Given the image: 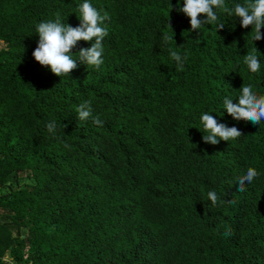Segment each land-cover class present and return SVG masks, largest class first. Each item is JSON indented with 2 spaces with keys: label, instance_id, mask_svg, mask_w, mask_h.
I'll use <instances>...</instances> for the list:
<instances>
[{
  "label": "trees",
  "instance_id": "16d2710c",
  "mask_svg": "<svg viewBox=\"0 0 264 264\" xmlns=\"http://www.w3.org/2000/svg\"><path fill=\"white\" fill-rule=\"evenodd\" d=\"M83 2L0 0V264H264V121L223 112L243 84L264 95V39L222 10V29L191 31L177 0H88L110 16L104 64L58 77L32 57L36 24L77 27ZM84 101L103 126L78 118ZM203 112L241 137L204 143Z\"/></svg>",
  "mask_w": 264,
  "mask_h": 264
},
{
  "label": "clouds",
  "instance_id": "9594fccd",
  "mask_svg": "<svg viewBox=\"0 0 264 264\" xmlns=\"http://www.w3.org/2000/svg\"><path fill=\"white\" fill-rule=\"evenodd\" d=\"M170 9L172 10L171 4ZM218 10H222L234 20L239 19L242 28L251 26L250 33L253 41L264 39V33L261 32V29L264 28V0H242V2L234 3L231 6L226 4V0H183V7H180V0H177L176 5V11L183 13L188 18L190 30L195 32L204 25H215L217 31L222 29L225 24L218 22ZM78 12L79 17L77 18L80 23L77 27L65 23L59 16L54 20L41 21L36 24V33L39 39L32 52V57L41 66H47L52 74L58 77L68 76L71 71L76 69L77 61L87 67L97 69L104 64L103 41L108 35V29L104 22L109 20L110 16L107 12L101 14L88 0H84L79 5ZM169 29L171 30L170 27ZM171 33L173 34L172 30ZM164 39L167 42L169 37L165 36ZM171 39L173 40V36ZM79 41L90 43V47L80 48L73 54L71 50L77 46ZM169 53L177 68L182 70L186 58L175 50L170 49ZM260 56L261 54L255 47L243 56V62L252 73L260 71ZM238 93L235 98L224 97L223 112H226L234 120H245L259 125L261 121H264V95L258 94L251 83L243 84ZM234 99L235 103H233ZM75 110L81 121L91 118L94 124L103 126V121L98 116H93L90 101L82 102ZM199 121L202 125V131H200L202 140L207 144L216 145L220 141L228 142L240 138L242 135L241 129L219 122L209 112H203ZM46 127L50 133L55 134V121H50ZM63 146L70 148L67 143H64ZM259 175L260 173L255 168L249 167L246 174L237 177V191H245L246 184L252 183ZM207 196L214 205L225 202L220 200L214 189L209 190ZM224 235H231V229H226Z\"/></svg>",
  "mask_w": 264,
  "mask_h": 264
},
{
  "label": "rangeland",
  "instance_id": "374dc122",
  "mask_svg": "<svg viewBox=\"0 0 264 264\" xmlns=\"http://www.w3.org/2000/svg\"><path fill=\"white\" fill-rule=\"evenodd\" d=\"M3 47V44H2V42H0V49ZM8 254V253H7ZM4 260H10V255L8 254L5 258H4Z\"/></svg>",
  "mask_w": 264,
  "mask_h": 264
}]
</instances>
